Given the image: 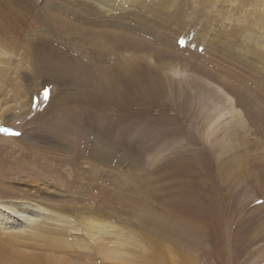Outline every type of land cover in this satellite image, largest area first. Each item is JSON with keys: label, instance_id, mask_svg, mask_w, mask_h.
Segmentation results:
<instances>
[{"label": "rangeland", "instance_id": "374dc122", "mask_svg": "<svg viewBox=\"0 0 264 264\" xmlns=\"http://www.w3.org/2000/svg\"><path fill=\"white\" fill-rule=\"evenodd\" d=\"M104 1L0 0V21L22 44L27 100L0 125V201L66 208L71 228L124 226V259L107 264H264V46L259 65L242 54L258 51L248 32L264 45V0H128L114 13ZM46 53L78 63L90 84L58 78ZM74 237L58 253L46 248L60 243L50 232L11 245L38 264L51 253L102 260Z\"/></svg>", "mask_w": 264, "mask_h": 264}, {"label": "bare ground", "instance_id": "6f19581e", "mask_svg": "<svg viewBox=\"0 0 264 264\" xmlns=\"http://www.w3.org/2000/svg\"><path fill=\"white\" fill-rule=\"evenodd\" d=\"M110 1L113 2L117 1V3L116 4H114L113 2L108 3L107 0V5L109 6L106 9V11H108L107 13H112L113 11H119L120 9L126 11L128 8L127 5V3H129L128 0H110ZM125 1H127V3L125 5H122L123 2ZM99 2L100 5L102 4L101 2L105 3L104 0H99ZM258 16H259V20L264 18V15L262 13H260ZM3 23L4 22L0 21V125L6 122L8 116H19L20 113L22 112L23 107L27 105L26 104L27 100L21 98L22 95L19 90L20 83L18 76L20 75L21 70L24 66L23 63L26 60L25 56L19 51V46H21L22 44L21 42L18 41V39L15 36H13L9 31H7ZM244 30H245L244 28H240L236 30L234 33L236 36H239V32L242 33ZM115 33L112 36L117 37V34ZM112 36L110 34V37ZM126 38L130 39L128 34L125 35V40H127ZM244 38L246 44L248 42L251 43L252 45H254L253 47L257 48L258 51H255V53H251L252 52L251 47L246 45L247 49L244 48L245 52L243 51L242 53L243 56L244 55L247 56L248 53L251 54L256 59L259 65L261 63V58H262L259 52L261 50L259 49L261 48V46L264 45L260 42V38L256 36L254 37L252 33L249 34L248 32L246 36H244ZM88 40H93V39L89 38ZM128 41H125L123 44L130 45V42ZM97 44L100 45V47H104V48L105 47L110 48L116 45L114 40L111 42H109V40H107V42L104 40H99L97 41ZM47 56L49 57V59H51L50 60L51 64L52 62L55 63L54 67L56 68V70L54 72L57 73L58 78L61 79L64 77L68 78L71 81V83L75 85L90 84V82H85V80H83V78L80 76L81 74L79 71L80 65L76 63L77 67H75L72 59L68 61L70 65V68H68L67 61L62 57L57 58L56 56H54V58H52L50 57V53L47 54ZM49 72L52 73L51 70ZM110 83L113 84L114 80H111ZM125 90L127 91V88H125ZM121 92L125 93L120 90L119 85L117 88L112 87L109 96L110 99L112 100V103H115L114 100L118 102L119 97L122 95ZM32 99L30 103V108L32 104ZM97 148H99L98 152L99 150L101 151L100 147ZM91 150H93V148ZM110 151L113 152L114 150L111 148ZM140 208L141 207L137 206L135 207V210L141 213L144 219L150 220V222H152L153 220H155L154 218L157 217L152 212L145 213L143 215V213L140 212L141 211ZM80 212H89V211H80ZM79 214L80 213H78L77 215ZM100 215L103 216L105 214H100ZM70 219H71L70 212L66 208H58L57 212L55 211L52 212L32 202L20 201L16 204L10 205L0 201V229H4L3 234L6 235L7 237L6 240L8 242L7 244H3L0 241V261L4 264H38V262H40L39 260L40 259L42 260V258L44 257L37 255V253L34 251L23 250L22 246L19 245L15 246L11 244L13 243V240L18 236L29 235L34 238L37 237L43 238V237H48L49 232L52 235H54L56 240H59L60 242L59 244H55L54 241H48L46 243V248L52 250V252L58 253L65 251L64 248L67 237L69 233H73L75 236L74 237L75 241L87 239L92 244V247L94 246L96 248L97 245L98 247L97 249L101 250V254L103 257L102 260L99 261L97 258V261L90 260L88 264H107V262L109 263V261L115 262L119 259H124L125 255L122 253L123 251L120 249L118 250V245H122V244L128 245L127 240L125 239L126 228L124 226L105 220L103 221V223H98V225L90 224L89 227H85L83 229L77 228L75 226L71 228L69 227ZM156 220L160 222L159 218ZM22 224L28 225L30 229L22 230V228H20ZM41 225L44 226L46 229L43 228ZM115 232H118L120 234H117ZM128 233L129 232L127 231L126 235H128ZM127 238H130V236H127ZM76 251H78L83 256L85 255L82 247L80 249L78 248ZM126 252L131 254L129 250ZM55 253H51L48 255L51 256L49 258L48 263L65 264L64 261H61L57 258L58 256ZM137 257H140L141 259L145 260V258L141 254L137 255ZM80 263L85 264V262L82 261H80Z\"/></svg>", "mask_w": 264, "mask_h": 264}, {"label": "snow or ice", "instance_id": "6c2138e0", "mask_svg": "<svg viewBox=\"0 0 264 264\" xmlns=\"http://www.w3.org/2000/svg\"><path fill=\"white\" fill-rule=\"evenodd\" d=\"M7 131V130H6Z\"/></svg>", "mask_w": 264, "mask_h": 264}]
</instances>
